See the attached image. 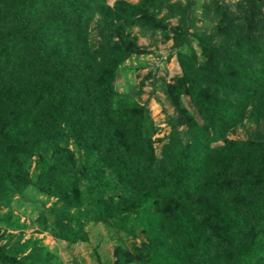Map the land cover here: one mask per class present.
<instances>
[{
	"label": "trees",
	"instance_id": "16d2710c",
	"mask_svg": "<svg viewBox=\"0 0 264 264\" xmlns=\"http://www.w3.org/2000/svg\"><path fill=\"white\" fill-rule=\"evenodd\" d=\"M158 41L179 74L127 79ZM27 198L36 234L104 227L112 264H264V0H0V264H55Z\"/></svg>",
	"mask_w": 264,
	"mask_h": 264
},
{
	"label": "rangeland",
	"instance_id": "374dc122",
	"mask_svg": "<svg viewBox=\"0 0 264 264\" xmlns=\"http://www.w3.org/2000/svg\"><path fill=\"white\" fill-rule=\"evenodd\" d=\"M113 1L114 0H108L109 4H112ZM128 1L136 3L138 0ZM172 23H174V21H172ZM139 43L142 45H146L147 41L142 38L139 40ZM171 44V41H168L166 43L158 41L153 47H149V50L152 54L139 57L138 59L134 58L129 61L125 65L126 67H135V65L139 64L143 69H140L136 73L132 74L128 72L127 79H133V83H138L141 80L142 76L145 75L146 72L150 69H154V73L156 74V76L165 77L168 81H170L176 74H179L180 71L174 59H167V50L171 46ZM155 54H159L161 56L159 57ZM123 83L124 76L122 72L120 73L116 81V84L119 85L118 90L120 92L123 91ZM150 90L151 86H148L147 84L143 87V91L145 93L141 96L142 101L147 99L148 92ZM148 107L154 121L162 128V131L158 135V137H162V135L168 131V129L162 122L165 116L164 110H167L168 113H171L172 109L164 101V97L160 92L156 93V97L154 96L149 100ZM236 136L238 138H243L245 136L243 129H238ZM31 199H38V201H43L46 198L42 195L34 193L32 194ZM51 200H49L46 207H49L50 203L52 202ZM31 202L32 200L27 198L24 200V202L22 201L20 202V204L17 203L18 205L13 207V211L20 218V223H23L26 227L23 239H28L29 237H36L38 239H41L44 245H47L49 247V250L54 253L56 257L55 264H112V247L114 245V242L110 240L109 234L104 227L99 225H89L87 227V231L89 233L88 243L68 245L65 242H59L53 239L49 234H36L37 225L34 222L36 213L32 212L33 208L37 210L40 208V206L38 202ZM130 241L131 239L128 240L127 243H129ZM137 241L139 242L140 239H137ZM94 250H96V254L100 260L99 263L92 256Z\"/></svg>",
	"mask_w": 264,
	"mask_h": 264
}]
</instances>
